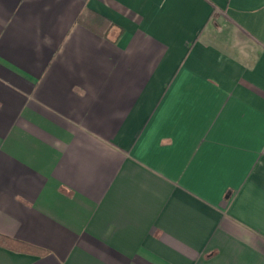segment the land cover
Here are the masks:
<instances>
[{
	"label": "crops",
	"instance_id": "1",
	"mask_svg": "<svg viewBox=\"0 0 264 264\" xmlns=\"http://www.w3.org/2000/svg\"><path fill=\"white\" fill-rule=\"evenodd\" d=\"M0 264H264V0H0Z\"/></svg>",
	"mask_w": 264,
	"mask_h": 264
},
{
	"label": "trees",
	"instance_id": "2",
	"mask_svg": "<svg viewBox=\"0 0 264 264\" xmlns=\"http://www.w3.org/2000/svg\"><path fill=\"white\" fill-rule=\"evenodd\" d=\"M0 240H4V239H0Z\"/></svg>",
	"mask_w": 264,
	"mask_h": 264
}]
</instances>
